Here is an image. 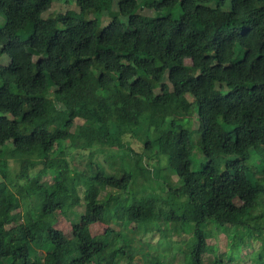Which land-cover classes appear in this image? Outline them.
<instances>
[{
	"label": "trees",
	"instance_id": "obj_1",
	"mask_svg": "<svg viewBox=\"0 0 264 264\" xmlns=\"http://www.w3.org/2000/svg\"><path fill=\"white\" fill-rule=\"evenodd\" d=\"M55 1L76 6L45 16ZM10 2L0 0V264L131 262L136 237L121 228L132 222L192 231L184 264H223L203 259L207 225L227 233L228 260L252 248L264 264V0ZM73 131L88 141L82 168L67 157ZM59 213L79 218L70 236Z\"/></svg>",
	"mask_w": 264,
	"mask_h": 264
},
{
	"label": "rangeland",
	"instance_id": "obj_2",
	"mask_svg": "<svg viewBox=\"0 0 264 264\" xmlns=\"http://www.w3.org/2000/svg\"><path fill=\"white\" fill-rule=\"evenodd\" d=\"M141 1V0H138ZM17 0H11V2L8 5V8L12 11L17 10ZM75 2L67 3L65 1H55L53 2L51 8L45 13V16L49 14H57L61 11H64L65 9L68 8H75ZM225 7H229V2L225 5ZM104 19V21H103ZM102 19V24H105L108 22V18L105 17ZM97 21L93 18L88 19L85 22L86 27H92L96 26ZM38 57H34V63L31 65V72H35L36 65L35 63L37 62ZM189 62V59L187 60ZM163 89H156L157 92L162 91ZM166 113L163 109L159 112H157V115L162 116ZM193 127H197V122H194ZM129 141V145H131L133 148H135L137 151H141L143 148V143L140 141L139 138L135 136H128L126 137ZM88 144V141L81 137L79 133L76 131H73L70 134L69 140L67 142L68 149V154L67 157L71 160L72 163L77 165L78 168H82L85 165L86 162V156L84 152L82 151L85 149L86 145ZM164 151L169 152L170 147L166 146L164 148ZM166 156V155H165ZM162 157V164L164 165L166 163V157ZM153 163H157L156 158L151 160ZM256 164V162H255ZM39 168V167H38ZM11 169L12 170H17L18 169V163L15 161L11 162ZM38 170V169H37ZM35 170V171H37ZM34 171V172H35ZM110 173L111 171L108 170ZM1 180V179H0ZM101 189L104 191L103 195L105 194L106 191H111L112 189L109 188L108 186L102 184ZM85 210V203H81L79 206L75 207V211L79 214L83 213ZM18 211H21L18 210ZM21 215V212H19ZM79 218L77 216L71 215L70 218L58 214L57 215V222L55 224L56 227L60 228L65 234L68 236L71 235V228H72V223L75 221H78ZM151 226V227H150ZM126 227V226H125ZM148 227H150L148 229ZM162 229L164 228V232H160L155 227L150 223V225L147 227L146 226H141L137 223H129L126 228H121L122 233L126 234L128 237H136V241H133V259L131 262L128 260L126 257H120L116 256V264H154V261L156 260V257L159 255L157 252L161 253L163 256L159 257V260L165 262V260H169L172 264H184L182 262L183 256L181 249L184 246L182 241L188 239L192 235L191 232H187L185 230H176V225L175 224H170V225H164L162 227V224L160 226ZM92 233L93 234H103V232L107 228V224L99 222L93 225L92 227ZM148 229V232L146 230ZM171 229V230H170ZM169 230V231H168ZM167 234L165 236V234ZM140 238L141 240H138ZM198 238L201 243L206 244L209 246V250L204 253L203 259L204 261H210L211 259H214L216 256H220L222 259L223 264H257L256 260L254 261L252 256H249L247 253L252 250V248H244L243 250H239L238 255L234 257L232 260H228V257L226 253L228 252L229 246H228V238H227V233L226 232H220L218 234H213V227L212 226H205L201 228L198 231ZM120 240L117 242L119 245H122L124 242V239L122 237L119 238ZM171 241L170 244H165L164 241L169 240ZM162 241V242H161ZM149 243L151 246H149ZM159 243V244H158ZM140 246H142L140 248ZM176 247H180V252L179 250L175 249ZM117 249H121L117 248ZM159 264V263H155Z\"/></svg>",
	"mask_w": 264,
	"mask_h": 264
}]
</instances>
